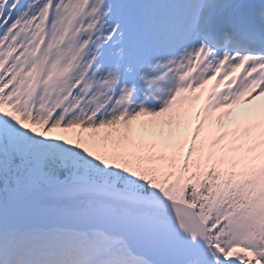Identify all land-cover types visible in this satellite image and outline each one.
Returning <instances> with one entry per match:
<instances>
[{
    "label": "snow or ice",
    "instance_id": "snow-or-ice-1",
    "mask_svg": "<svg viewBox=\"0 0 264 264\" xmlns=\"http://www.w3.org/2000/svg\"><path fill=\"white\" fill-rule=\"evenodd\" d=\"M0 264H264V0H0Z\"/></svg>",
    "mask_w": 264,
    "mask_h": 264
}]
</instances>
